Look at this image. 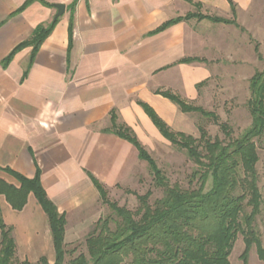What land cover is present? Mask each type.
Here are the masks:
<instances>
[{"label": "crops", "instance_id": "1", "mask_svg": "<svg viewBox=\"0 0 264 264\" xmlns=\"http://www.w3.org/2000/svg\"><path fill=\"white\" fill-rule=\"evenodd\" d=\"M41 1L21 10L25 0H0V181L19 188L5 169L27 179L38 173L47 198L65 215L67 246L100 218L92 179L111 190L129 182L143 165L129 142L104 132L111 112L148 152L166 140L138 102L173 131L186 134L173 128L185 114L160 93L195 105L196 86L210 77L205 22L236 27L191 19L151 34L189 13L221 18L230 13L224 18L232 19L227 0H76L69 46L74 0ZM231 1L238 24L236 8L246 0ZM56 4H64L65 13L33 58L32 48L25 47L3 66L38 26L54 20ZM186 58L196 60L179 63ZM0 212L20 261L54 262L47 219L32 194L21 210L0 195Z\"/></svg>", "mask_w": 264, "mask_h": 264}, {"label": "trees", "instance_id": "2", "mask_svg": "<svg viewBox=\"0 0 264 264\" xmlns=\"http://www.w3.org/2000/svg\"><path fill=\"white\" fill-rule=\"evenodd\" d=\"M41 0H25L29 3ZM231 7L232 19L189 13L165 22L151 34L164 31L181 21L191 19L207 20L216 24L234 25L245 32L235 20V5ZM76 0L70 5L69 46L72 32V14ZM58 19L48 26H38L31 38L19 44L4 59L7 65L20 49L31 47V59L49 36ZM254 51L258 58V44ZM196 59L186 58L179 63H191ZM28 69V68H27ZM26 75V72L24 73ZM206 81L196 86L197 91ZM249 97L246 108L251 123L236 139L231 138L229 126L219 117L200 106L190 104L170 92L160 93L170 100L185 115H198L216 125L224 136L211 138L204 126L198 125L199 137L173 131L146 104L138 102L151 123L175 150L184 152L197 169L191 174L186 187L172 183L166 173L157 165L132 130L117 123L114 111L110 114L112 133L129 142L137 151L138 159L146 163L152 185L159 192L153 200L152 190L135 195L137 206L134 210L118 206L107 197V190L97 180L92 183L99 194V200L106 205L116 218H99L84 241L85 253L66 261L69 253L64 243L66 219L59 214L55 205L47 198L39 174L27 179L10 169L5 172L15 178L19 188L0 181V195L11 207L21 210L32 194L42 208L48 223L54 249L52 264H229V256L238 235L242 236L244 250L240 259L247 264L248 253L254 246L257 256L264 263V250L254 229L256 217L260 214L261 194L258 189V162L255 140L264 135V71L255 72L249 79ZM0 264H32L20 261L12 229L7 227L0 212ZM34 264H49L41 258Z\"/></svg>", "mask_w": 264, "mask_h": 264}, {"label": "rangeland", "instance_id": "3", "mask_svg": "<svg viewBox=\"0 0 264 264\" xmlns=\"http://www.w3.org/2000/svg\"><path fill=\"white\" fill-rule=\"evenodd\" d=\"M206 12H211L212 15L217 14L216 11ZM236 15L238 24L245 32L234 27L210 25L209 22H205L207 68L210 71V77L200 89L197 98L193 100L195 105L214 112L221 122L226 123L230 128L232 139H236L251 123L246 108L249 79L255 72L264 71V0H246V3L240 4V7L237 6ZM221 16L230 18V13ZM256 43L260 58L254 51ZM198 125L204 126L211 138L218 137L224 140L223 134L216 125L203 120L198 115H185L173 128L197 139ZM255 145L258 154L256 171L261 206L254 229L264 250V135L255 140ZM150 153L170 181L177 182L183 187L187 186L191 174L197 169L184 152L175 150L167 142H162L161 145L155 144ZM141 163L143 164L141 171L136 173L129 182L107 190L109 201L134 210L137 206L135 195H143L148 190H152L151 199L159 197V192L153 188L146 163ZM99 207L100 218H116L106 205L100 202ZM94 225L89 227L84 237L67 245L68 251L75 252L69 253L66 261L80 253H85L84 241ZM243 250L242 236L238 235L229 256V264H243L240 259ZM247 264H264L259 260L254 246L248 253Z\"/></svg>", "mask_w": 264, "mask_h": 264}, {"label": "water", "instance_id": "4", "mask_svg": "<svg viewBox=\"0 0 264 264\" xmlns=\"http://www.w3.org/2000/svg\"><path fill=\"white\" fill-rule=\"evenodd\" d=\"M54 8L56 9V14L54 16V19H58L65 13V5L64 4H56L54 5Z\"/></svg>", "mask_w": 264, "mask_h": 264}]
</instances>
